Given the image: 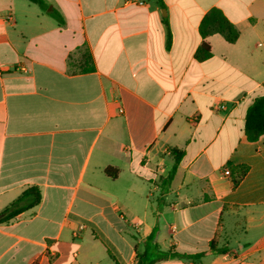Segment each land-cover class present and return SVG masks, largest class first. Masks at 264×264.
<instances>
[{"label":"crops","instance_id":"1","mask_svg":"<svg viewBox=\"0 0 264 264\" xmlns=\"http://www.w3.org/2000/svg\"><path fill=\"white\" fill-rule=\"evenodd\" d=\"M44 1L0 0V213L42 195L0 223V264H143L156 244L206 253L156 264H264V135L245 134L264 96V0ZM213 8L239 37L209 36L199 61Z\"/></svg>","mask_w":264,"mask_h":264},{"label":"trees","instance_id":"2","mask_svg":"<svg viewBox=\"0 0 264 264\" xmlns=\"http://www.w3.org/2000/svg\"><path fill=\"white\" fill-rule=\"evenodd\" d=\"M32 3L39 5V7L47 11L50 7L44 0H28ZM162 6L165 9L163 0H161ZM50 14L60 23L64 24V19L61 14L53 9ZM200 34L203 38V42L198 48L195 57L199 61H204L211 56V47L206 39L215 34H222L226 40L230 43H235L239 37L238 30L234 25L226 18L221 10L217 8L211 9L202 19L200 27ZM171 45V32L168 29V40L167 47L170 48ZM88 63L92 62V56L86 57ZM94 70V67H84L83 72ZM245 134L250 142L257 141L262 135H264V96L258 97L254 100L253 104L249 107L246 115L245 122ZM175 157V164L170 172L169 176L163 181L164 184L170 185L172 180L175 177L179 163L183 157V151L173 150L172 151ZM106 174L110 177H117V170L114 168H107ZM42 200V195L40 189L36 186L28 187L14 202L10 204L4 211L0 213V223L8 222L14 219L16 216L21 214L24 211H27L40 204ZM156 239V232L154 231L149 237L146 238V241H152ZM156 249L158 255L149 262H146L145 254L141 255L140 259L143 261V264H156L162 261H167L170 259L180 258L187 259L192 261H197L203 258L206 253H196V254H184L176 251H161L158 244H156ZM210 253L216 255L226 254L228 252L227 248L218 247V244L215 241L210 242Z\"/></svg>","mask_w":264,"mask_h":264},{"label":"built area","instance_id":"3","mask_svg":"<svg viewBox=\"0 0 264 264\" xmlns=\"http://www.w3.org/2000/svg\"><path fill=\"white\" fill-rule=\"evenodd\" d=\"M221 108L224 109V108H225L224 105H222ZM225 173H226V174H229V171H226ZM84 228H85V227H84L83 225H81V226L79 227V229H78L76 235L78 236V234H80V233L84 230Z\"/></svg>","mask_w":264,"mask_h":264},{"label":"rangeland","instance_id":"4","mask_svg":"<svg viewBox=\"0 0 264 264\" xmlns=\"http://www.w3.org/2000/svg\"><path fill=\"white\" fill-rule=\"evenodd\" d=\"M157 255H158V253L155 254V256H157Z\"/></svg>","mask_w":264,"mask_h":264}]
</instances>
